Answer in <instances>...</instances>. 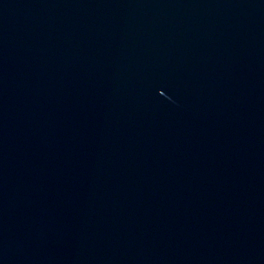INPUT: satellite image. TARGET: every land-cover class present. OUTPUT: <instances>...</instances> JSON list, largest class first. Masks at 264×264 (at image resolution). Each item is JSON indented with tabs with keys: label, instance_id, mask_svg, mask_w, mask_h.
<instances>
[{
	"label": "water",
	"instance_id": "95a60500",
	"mask_svg": "<svg viewBox=\"0 0 264 264\" xmlns=\"http://www.w3.org/2000/svg\"><path fill=\"white\" fill-rule=\"evenodd\" d=\"M0 264H264V0H0Z\"/></svg>",
	"mask_w": 264,
	"mask_h": 264
}]
</instances>
